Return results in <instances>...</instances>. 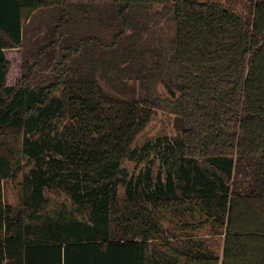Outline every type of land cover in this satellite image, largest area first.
Wrapping results in <instances>:
<instances>
[{
  "label": "trees",
  "instance_id": "16d2710c",
  "mask_svg": "<svg viewBox=\"0 0 264 264\" xmlns=\"http://www.w3.org/2000/svg\"><path fill=\"white\" fill-rule=\"evenodd\" d=\"M228 1L0 0V264H264V0Z\"/></svg>",
  "mask_w": 264,
  "mask_h": 264
},
{
  "label": "rangeland",
  "instance_id": "374dc122",
  "mask_svg": "<svg viewBox=\"0 0 264 264\" xmlns=\"http://www.w3.org/2000/svg\"><path fill=\"white\" fill-rule=\"evenodd\" d=\"M73 2H84V1H97V2H107V1H112V0H71ZM226 5L229 7H232V2L228 0H224ZM168 29V28H167ZM9 58L14 61V67H17L18 62L20 63L21 60V52L16 51V52H10L9 53ZM14 72V77L15 75L19 76L20 74V69H12ZM161 92H163L164 95H168L170 91L168 89H161ZM172 117L171 115L168 114L167 111H159L156 116L153 118V120L150 122L149 126L144 130V132L139 136L138 138V144L141 145L144 142L148 140H154L158 137H162L165 135H171L172 130H173V124H172ZM126 168L127 171L130 175L138 173L141 169L144 168V164L138 166L135 163H126ZM30 169V166H27L26 171ZM23 177L19 176L15 180L12 181H7L4 183V190H5V201L6 203L10 204L14 208L20 209L21 206V201H22V192H21V182H22ZM123 193V190H122ZM46 196L49 199V204L48 207L45 210V214L50 215V212L53 214L54 211H57L61 209L62 207L67 208L70 210L71 203L70 201L66 198L65 195L54 191L52 193H47ZM167 227H169L168 224H166ZM203 239H208L207 237L208 232H203ZM214 238V243L211 245L212 248L218 255L220 256L224 247V235H218L215 237H210ZM210 246V247H211Z\"/></svg>",
  "mask_w": 264,
  "mask_h": 264
},
{
  "label": "water",
  "instance_id": "95a60500",
  "mask_svg": "<svg viewBox=\"0 0 264 264\" xmlns=\"http://www.w3.org/2000/svg\"><path fill=\"white\" fill-rule=\"evenodd\" d=\"M247 73H248V70H247Z\"/></svg>",
  "mask_w": 264,
  "mask_h": 264
}]
</instances>
